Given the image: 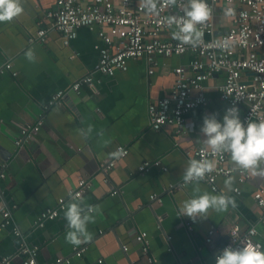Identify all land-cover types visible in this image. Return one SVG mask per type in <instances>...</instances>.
Segmentation results:
<instances>
[{"label": "crops", "instance_id": "0c3cea01", "mask_svg": "<svg viewBox=\"0 0 264 264\" xmlns=\"http://www.w3.org/2000/svg\"><path fill=\"white\" fill-rule=\"evenodd\" d=\"M21 3V16L0 23V174H4L0 178V201L11 209L25 242L38 248V264L57 258L68 260L63 264H214V256L227 242L228 230L234 224L242 231L255 227L256 240L264 241V214L253 198L258 190L264 191V177L248 172L249 178L239 184L232 175V190L237 187L239 194L225 187L230 178L217 179V191L201 182L172 187L183 180L188 162L194 159L192 150L204 147V117L216 114L223 119L224 106L216 89L223 81L222 74L206 81L204 93L209 104L186 115V134H176L170 126L152 131L147 122L148 105L170 93L174 69L187 66L191 55L157 58L152 75L147 73L149 66L143 59L130 60L126 72L112 77L97 75L100 82L94 90L84 86L77 95L68 88L97 64L94 47L100 41L96 34L79 29L75 39L64 46L46 17L55 0ZM215 24L217 32L229 25L221 7L217 8ZM39 29L47 32L45 42L30 43L29 38ZM172 32L163 31L161 39L172 40ZM29 50L34 52V62L26 58ZM6 64H11L15 77L3 70ZM59 90L66 91L64 104L43 111L49 97ZM42 117L43 125L34 140L16 146L19 127ZM88 125L94 131L84 140L80 130ZM101 132L102 137L98 135ZM117 145L128 148L127 157L108 174H101L100 166L111 158ZM156 160L165 171L151 167L138 172L142 162ZM227 162L235 167L230 156ZM80 178L89 181L91 189L79 199L100 205L101 211L95 222L88 224L91 241L73 246L65 239V211L70 200L53 220L42 227L36 222L40 212L56 207L57 200L65 198ZM197 186L200 192L194 193ZM114 190L118 195H111ZM205 192L232 197L236 206L229 205L224 212L210 209L207 218L197 217L195 221L181 216L183 203ZM153 194L159 203L150 200ZM208 230L215 232L209 244L205 242ZM140 231L147 233L151 262L134 241ZM20 242L11 227L0 229V260L8 257L10 264H23ZM80 248L85 251L76 257Z\"/></svg>", "mask_w": 264, "mask_h": 264}, {"label": "built area", "instance_id": "2783aa9c", "mask_svg": "<svg viewBox=\"0 0 264 264\" xmlns=\"http://www.w3.org/2000/svg\"><path fill=\"white\" fill-rule=\"evenodd\" d=\"M208 2L213 8V18L202 26L203 45L193 49L175 39L167 41L160 37L163 31L176 30L175 26L167 27L164 18L173 14L182 16V4L172 9L164 6L160 15L154 16L142 10L139 1L136 0H55L54 8L46 13V17L51 20L52 28L60 35L64 46H68L75 39L77 31L82 28L94 32L100 41V44L94 47L98 52L97 64L91 72L74 81L68 89L77 95L84 86L94 90L100 82L97 75L112 77L117 72H126L130 60L143 59L149 66L147 73L152 75L157 58L191 55L192 59L187 66H178L174 69L175 79L170 93L148 105L147 122L152 131L158 132L170 126L175 129L176 134H186L188 132L186 115L193 109L209 104V99L204 93L205 83L214 74L223 75V81L216 89L218 100L224 106V113L228 108H238L240 119L245 126L249 121L264 120V0H208ZM219 7L224 15V10L227 8L234 11L232 16L225 15L229 25L222 32H217L215 24V15ZM46 33L44 29L37 30L35 35L29 38V42H45ZM3 70L11 71V64H6ZM11 75L15 77L16 73L11 71ZM65 97V90L53 93L44 104L43 111L62 106ZM43 122L42 117L33 124L21 125L19 136L15 141L16 146L20 147L34 140ZM117 151H122L125 155L119 158L112 155L100 166L101 174H108L129 153L128 148L123 145H117L112 153ZM191 155L197 160L209 159L216 162V171L200 181L212 191H217L216 180L219 178L228 179L235 175L239 184L249 178L248 172L239 171L228 165L230 156L228 153L212 154L210 149L197 147L192 150ZM151 167L165 171L161 162L156 160L142 162L138 172H145ZM3 177L4 174H0V178ZM188 184L182 180L172 187L183 188ZM90 189L91 183L80 178L76 186L67 192L65 198L57 200L56 207L40 212L37 226L42 227L44 222L53 220L65 209L67 200H70L69 193L73 196L79 193L81 198ZM232 191L235 194L240 193L237 187ZM111 195H118V191H112ZM253 198L264 214V191L258 190ZM150 200L155 203L160 202L155 194L150 196ZM0 215L2 218L0 229L11 227L12 234L21 241L19 253L24 258L23 264H38V248L25 242L13 222L11 209L2 201H0ZM214 233V230L206 232V243H211ZM227 235V242L214 256V264L216 257L229 246L235 249L251 244L259 245L263 250L264 241L256 240L257 231L253 226L242 231L237 224H234ZM146 238L147 233L140 231L135 234L134 241L140 245L141 254L148 257V262H151ZM166 240H169V237ZM123 249L126 251V248ZM84 251L85 248L78 249L75 252L76 257H80ZM63 263H68V260L57 258L46 264ZM0 264H10V259L3 257Z\"/></svg>", "mask_w": 264, "mask_h": 264}, {"label": "clouds", "instance_id": "9594fccd", "mask_svg": "<svg viewBox=\"0 0 264 264\" xmlns=\"http://www.w3.org/2000/svg\"><path fill=\"white\" fill-rule=\"evenodd\" d=\"M183 5L182 16L168 15L164 18L167 27L175 26L172 32L173 39L182 45H189L193 49L203 45L204 32L202 26L213 18V8L208 0H139V7L149 15L159 16L161 8L170 9ZM226 16L234 14L233 9L224 10ZM24 12L21 0H0V23L11 22ZM223 47L224 45H220ZM30 62H34L35 55L32 50L25 53ZM94 128L88 125L87 129L80 130V136L87 140ZM201 133L204 149H210L212 154L228 153L235 168L242 172H250L257 177H264V120L260 122L249 121L247 125L240 119L239 109L231 107L226 109L222 121L216 114L204 117ZM101 137L103 133H99ZM104 141V146L107 145ZM116 158L125 155L122 151L112 153ZM216 162L209 159H191L183 172L185 184L204 180L208 174L216 171ZM233 180L225 181V187L231 191ZM197 186L194 193H199ZM70 201L65 211L68 231L66 242L79 246L91 241L92 234L88 231V224L94 223L96 215L100 213V205H90L79 199L80 194L73 196L69 193ZM229 205L235 207V200L226 195H210L204 193L195 195L185 201L180 209L181 216H187L194 221L197 217L207 218L209 210L216 212L227 211ZM216 264H264V250L259 245L247 244L239 248L226 247L216 257Z\"/></svg>", "mask_w": 264, "mask_h": 264}]
</instances>
